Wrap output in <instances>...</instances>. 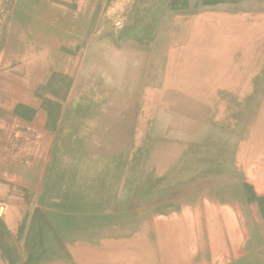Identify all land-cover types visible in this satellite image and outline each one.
<instances>
[{"label": "rangeland", "instance_id": "374dc122", "mask_svg": "<svg viewBox=\"0 0 264 264\" xmlns=\"http://www.w3.org/2000/svg\"><path fill=\"white\" fill-rule=\"evenodd\" d=\"M60 219L98 264H264V0H0V264Z\"/></svg>", "mask_w": 264, "mask_h": 264}, {"label": "crops", "instance_id": "0c3cea01", "mask_svg": "<svg viewBox=\"0 0 264 264\" xmlns=\"http://www.w3.org/2000/svg\"><path fill=\"white\" fill-rule=\"evenodd\" d=\"M112 223V222H111ZM97 220H92L89 222V225L86 227L87 232H90V245H93V234L96 233L98 230ZM84 225L80 221H67L64 219H60L59 221L55 220H49L46 225L44 226V238H42V244H38L39 250L42 252V261L43 264H84V261L86 264H98V260L96 256H93V253L90 249H87L89 252H83V248H89L86 245H84L82 240V229ZM7 232L8 231H18V228H14L12 226H6ZM5 234V231H3ZM3 232H0V246H2V243L7 239V236L3 235ZM86 232V233H87ZM94 244H97V239L94 238ZM106 244H112L108 243L110 242V238H106ZM141 239H135L134 237L126 239V244L131 245H138L137 242H140ZM144 240V238H143ZM148 241V239H145V243ZM10 242V241H9ZM102 243H104V239L101 240ZM13 247L11 250L15 253L11 254V257L5 258L6 262H11L13 264H20V260L18 256V244L17 242L10 243ZM110 246V245H109ZM139 248V247H138ZM117 248H113L114 252H118ZM137 251L138 253H130L126 254L128 255L125 259L127 264H154L156 263V260L152 255L147 258V253L145 250L143 251L142 247H140ZM142 250V251H141ZM12 253V252H11ZM118 255H113L111 258V264H120L121 262L116 257ZM2 256L0 255V262L2 263ZM8 259V260H7ZM123 259V258H122ZM121 259V260H122ZM27 260V259H26ZM114 261V262H113ZM8 263V264H9ZM26 264H36L35 262H31V260L26 261Z\"/></svg>", "mask_w": 264, "mask_h": 264}, {"label": "bare ground", "instance_id": "6f19581e", "mask_svg": "<svg viewBox=\"0 0 264 264\" xmlns=\"http://www.w3.org/2000/svg\"><path fill=\"white\" fill-rule=\"evenodd\" d=\"M231 33V32H230ZM86 34V33H85ZM117 40V39H116ZM78 64V63H77ZM32 75V74H31ZM36 79V78H35ZM22 104V103H21ZM14 108V107H13ZM140 108V107H139ZM34 112V111H33ZM118 116V115H117ZM18 131V130H17ZM231 131V130H230ZM15 132V131H14ZM78 140V139H77ZM148 140V139H147ZM85 142V141H84ZM206 150V149H205ZM120 163V162H119ZM145 164V163H144ZM65 174V173H64ZM246 184V183H245ZM109 206V205H108ZM180 212V211H179ZM165 223V222H164Z\"/></svg>", "mask_w": 264, "mask_h": 264}]
</instances>
